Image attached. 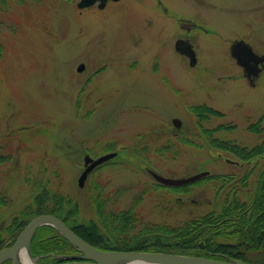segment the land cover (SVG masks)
Returning <instances> with one entry per match:
<instances>
[{
  "label": "rangeland",
  "instance_id": "374dc122",
  "mask_svg": "<svg viewBox=\"0 0 264 264\" xmlns=\"http://www.w3.org/2000/svg\"><path fill=\"white\" fill-rule=\"evenodd\" d=\"M78 1L24 0L2 14L0 234L9 236L6 225L40 184L77 200L84 220L96 219L90 201L100 184L112 208L141 198L145 220L172 224L219 205V184L174 191L149 170L185 178L202 171L238 176L256 167L253 187L260 157L241 160L212 147L203 128L229 124L214 136L246 147L264 135V68L253 84L231 54L240 39L264 54V0H111L104 9H80ZM187 37L194 65L175 48ZM196 105L223 115L199 122ZM261 119L262 134L251 132ZM113 151L118 155L81 187L85 157Z\"/></svg>",
  "mask_w": 264,
  "mask_h": 264
},
{
  "label": "trees",
  "instance_id": "16d2710c",
  "mask_svg": "<svg viewBox=\"0 0 264 264\" xmlns=\"http://www.w3.org/2000/svg\"><path fill=\"white\" fill-rule=\"evenodd\" d=\"M24 0H0V56L3 52L1 40L4 26L3 13L10 9L12 3H22ZM193 111L199 117V122L209 117L222 116L223 113L213 107L196 105ZM264 119V116L262 117ZM259 122L249 126L251 132L262 134ZM223 124L212 130L203 128L212 147L228 151L241 160L260 157L254 186L250 178L256 167L245 174H210L193 183L201 184L215 181L217 184V200L221 203L201 214L189 217L180 223L165 221H147L138 212L137 207L141 198L135 200L129 207L121 210L112 208L110 195L104 193L102 185L96 187L90 203L96 214V219L84 220L81 206L72 196L63 194L60 190L50 189L40 184L39 193L33 201L13 216L4 231L7 238L0 234V249L10 245L19 232L36 215L50 213L66 222L78 235L92 245L104 250H142L167 253H178L195 256H205L224 259L230 256L242 261H252L249 257L251 250L264 252V135L260 143L246 147L234 141L215 137L219 129H225ZM227 128H230L228 125ZM172 187L174 191H189L190 185ZM162 186V185H161ZM222 190V191H221ZM0 200L5 203L0 193ZM201 243L204 246H201ZM75 249L69 241L61 236L51 225H43L36 231L32 241L33 256H40L43 264H55L60 260L52 259L50 255L67 253ZM2 264H11L6 261ZM254 264H264V255Z\"/></svg>",
  "mask_w": 264,
  "mask_h": 264
},
{
  "label": "water",
  "instance_id": "95a60500",
  "mask_svg": "<svg viewBox=\"0 0 264 264\" xmlns=\"http://www.w3.org/2000/svg\"><path fill=\"white\" fill-rule=\"evenodd\" d=\"M108 1L109 0H79L77 6L80 9H83L99 2L98 7L100 9H104ZM175 48L180 53L190 57L191 65H194L197 62L196 52L190 42V39H178L176 41ZM231 54L236 58L237 63L245 69L246 76L253 83L262 71V67H260L259 64H263L264 66V54H257L253 47L244 40L234 41L231 46ZM84 66L85 65L81 63L78 66V70L82 71ZM174 122L177 126L181 123L177 119H175ZM116 155V151L102 155L97 159L87 155L85 157V169L79 177V185L81 187L84 186L85 180L95 167L108 161ZM149 171L159 183L167 186L186 185L209 175V171H202L185 178H172L165 177L153 170ZM43 225L53 226L57 232L66 238L78 251V254L66 257L69 260L57 264H247L246 262L230 258L220 260L203 256L157 251L103 250L97 248L78 235L61 218L49 213L39 214L34 217L19 233L12 245L0 249V264L7 260H10L11 264H20L19 254L23 249L27 250L31 263L35 264L31 254V242L36 230ZM201 245L203 246V244Z\"/></svg>",
  "mask_w": 264,
  "mask_h": 264
},
{
  "label": "bare ground",
  "instance_id": "6f19581e",
  "mask_svg": "<svg viewBox=\"0 0 264 264\" xmlns=\"http://www.w3.org/2000/svg\"><path fill=\"white\" fill-rule=\"evenodd\" d=\"M233 44V43H232ZM224 126V128L225 129H228L227 127H228V125L229 124H223ZM223 130V129H222ZM216 132H218V130L216 131ZM215 137H217V136H215ZM162 175V174H161ZM164 176V175H163ZM165 177H167V176H165ZM26 227V226H25ZM24 227V228H25ZM201 244H203V243H201ZM202 246V245H201ZM204 246V245H203ZM124 251H128V250H124ZM130 251V250H129ZM150 252H154V251H150ZM167 253V252H166ZM176 254H178V253H176ZM71 255H76V253L75 252H73V253H71ZM263 255H264V252L262 251V252H257V251H252V253H249V257H251V256H253V257H251V259H252V261H246V263L247 264H254V262L255 261H259L260 259H262V257H263ZM69 255H66V257H68ZM66 257H64V258H62L61 260H60V262H57V263H61V262H64V261H67V260H69V259H67ZM226 258H233V257H230V256H225ZM220 260H224V259H220ZM70 261H71V259H70ZM19 263L20 264H32L31 263V261H30V258H29V256H28V254H27V250L26 249H23V250H21V252H20V254H19Z\"/></svg>",
  "mask_w": 264,
  "mask_h": 264
},
{
  "label": "flooded vegetation",
  "instance_id": "af4514ba",
  "mask_svg": "<svg viewBox=\"0 0 264 264\" xmlns=\"http://www.w3.org/2000/svg\"><path fill=\"white\" fill-rule=\"evenodd\" d=\"M159 2L161 3V0H159ZM168 8L165 6L164 8H163V10H164V12L165 13H167V10ZM185 25H187V23L185 22L184 23ZM189 29V27L187 26V29L186 30H188ZM227 161L230 163V164H232V165H234L235 167L237 166V167H239V166H243V167H245L246 166V163H240L237 159L236 160H230V159H227ZM246 173V171L243 173V174H245ZM232 174H234V173H232ZM63 252H67V253H60L61 255H58V254H53V253H51L50 255L52 256V258H49L50 259V261L52 260V259H57V260H60V258H62V257H64L65 255H67V254H71V253H73V252H75L76 253V250L75 249H68V250H65V251H63ZM43 256H46V254H42V255H40L39 256V259H41V257H43Z\"/></svg>",
  "mask_w": 264,
  "mask_h": 264
}]
</instances>
